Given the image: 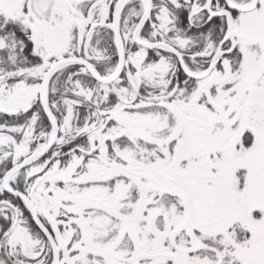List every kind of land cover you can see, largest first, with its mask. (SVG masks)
<instances>
[{
  "label": "snow or ice",
  "instance_id": "1",
  "mask_svg": "<svg viewBox=\"0 0 264 264\" xmlns=\"http://www.w3.org/2000/svg\"><path fill=\"white\" fill-rule=\"evenodd\" d=\"M0 264H264V0H0Z\"/></svg>",
  "mask_w": 264,
  "mask_h": 264
}]
</instances>
